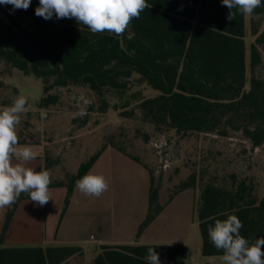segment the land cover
<instances>
[{"label": "trees", "instance_id": "1", "mask_svg": "<svg viewBox=\"0 0 264 264\" xmlns=\"http://www.w3.org/2000/svg\"><path fill=\"white\" fill-rule=\"evenodd\" d=\"M149 7L134 19L121 37L108 32L93 34L74 18L49 20L38 17L39 0H31L27 10H13L0 4V61L10 70L32 76L42 84L39 110L56 106L60 89L84 88L100 101L99 112L112 109L121 117L136 114L158 134H212L230 137L238 133L251 148L264 144V80L256 71L264 55V6L246 15L226 19L229 9L222 0H147ZM264 5V0H262ZM235 11V9L233 10ZM252 42L247 52L245 38ZM249 71V76H247ZM149 87L153 97L135 87ZM110 99H114L111 102ZM88 115L75 117L76 130L88 124ZM20 144V143H19ZM106 148L141 164L117 144L108 141L81 162L68 182H55L49 188L66 191L60 221L76 188V181L89 172ZM143 166V165H142ZM54 162L44 151V166ZM148 172L147 211L138 227L145 230L178 194L193 190L202 177L193 173L174 186L167 201L160 199L161 178ZM30 199L22 193L7 208L0 235V264H73L82 255L78 247H3L5 231L18 204ZM236 215L242 222V236L250 242L264 237V195L259 197L251 178L235 173L211 175L202 185L193 211L201 239L200 254L223 255L208 236V227L217 219ZM149 247L155 248L161 264H183V245L100 246L92 264H148Z\"/></svg>", "mask_w": 264, "mask_h": 264}, {"label": "rangeland", "instance_id": "2", "mask_svg": "<svg viewBox=\"0 0 264 264\" xmlns=\"http://www.w3.org/2000/svg\"><path fill=\"white\" fill-rule=\"evenodd\" d=\"M251 16L246 15L249 25ZM264 29V18L260 31ZM246 50L252 42L249 34L245 38ZM264 80V55L256 71ZM249 76V71H247ZM143 96L153 97L157 92L149 87H135ZM60 101L47 110H39L37 104L43 96L42 84L32 76H23L10 70L0 61V108L11 106L19 95L27 97L26 110L20 115L17 125L19 143L43 145L54 162L50 170L51 184L68 182L78 165L95 154L103 144L111 141L120 146L126 154L136 157L141 164L161 178L160 199L167 201L174 186L195 173L202 175L193 190L178 194L165 213L153 225L143 230L129 245H184L187 255L184 264H213V258L200 254L201 239L193 211L197 208L203 183L214 174L226 176L235 173L251 178L259 197L264 195V144L251 148L240 134L218 137L212 134H188L179 137L174 134H158L148 123L136 114L121 117L112 109L99 112L100 101L84 88L60 89ZM114 102V99H110ZM42 113L45 114L42 116ZM88 115V124L81 130L72 126L75 117ZM113 154L109 172V189L100 197L97 215L89 207L90 196L78 190L76 200L81 207L77 218L69 217L71 224L80 220L88 226L83 232L92 237L107 236L119 240L135 239L139 224L146 215L149 191L147 170L140 164L110 148ZM168 166L165 168L164 166ZM165 168V169H164ZM50 189V188H49ZM65 189L51 191L54 196L48 201L49 213L59 211ZM61 195V197H60ZM105 196V204L103 201ZM93 198H96L92 196ZM92 217V224L90 219ZM98 224L101 229L96 226ZM76 243L84 255L74 258L73 264H92L97 249L92 242ZM88 247H87V246ZM223 264L222 256L218 257Z\"/></svg>", "mask_w": 264, "mask_h": 264}, {"label": "clouds", "instance_id": "3", "mask_svg": "<svg viewBox=\"0 0 264 264\" xmlns=\"http://www.w3.org/2000/svg\"><path fill=\"white\" fill-rule=\"evenodd\" d=\"M0 4L12 5L13 10H27L31 0H0ZM222 4L229 9L226 16L229 22L234 21L237 13L251 16L255 9L264 6L262 0H222ZM148 7L147 0H39L35 14L45 20L51 19L53 14L57 19L74 18L93 34L108 32L121 37ZM26 104L27 97L19 95L11 106L0 108V211L15 204L22 193H27L39 206L51 199L50 172L29 167V162L36 159V153L30 146L19 145L17 125ZM75 186L90 197H100L109 189L103 175L91 172L78 179ZM242 227L236 215L217 219L208 227L211 243L223 252V264H264V237L250 242L241 235ZM145 259L148 264H161L153 247L148 248Z\"/></svg>", "mask_w": 264, "mask_h": 264}, {"label": "crops", "instance_id": "4", "mask_svg": "<svg viewBox=\"0 0 264 264\" xmlns=\"http://www.w3.org/2000/svg\"><path fill=\"white\" fill-rule=\"evenodd\" d=\"M19 145L30 146L36 153V159L29 162L28 166L35 170L42 169L44 166V150H45L44 146L32 145L29 143H20ZM112 155L113 154L111 153L110 148H106L101 153L97 161L93 164L89 172L93 174H101L108 181L109 172L110 169L112 168L111 165L113 158ZM55 189H63V188L61 187L50 188L51 198L54 196V194H51V191H54ZM77 191L78 189L75 188L71 196L67 210L61 221H60V213L63 202L59 211L54 209V211L52 210L49 213L50 211L48 209L49 203L45 204L44 206H39L37 203L32 202L30 199L21 201L16 207L12 219L5 231L2 246L6 248H12V247L47 248V247H65V246L75 247L74 244L78 242L80 243L87 242L86 244H88V242L90 241L94 244L95 248L98 251V248L100 246H122V245H129L128 243H126L128 241L134 242V239L132 238L124 241L121 239L119 240L118 238L115 237L108 238L107 236H102V235L101 237H92L93 234L91 233L88 236H86V233L85 234L83 233L88 231V226L87 224L85 225V222H82L80 220L79 225L71 224L69 222L70 214H71V218L74 217L77 218L76 216L78 213L80 214V218H81V212H83L81 210V207L78 205V201L76 200ZM104 198L105 196H103V201L105 204ZM173 199L160 213V215L156 217V219L149 225V227L153 225V223L165 213L168 206L173 202ZM88 202L91 212L92 210H94L93 211L94 213L92 212L93 215H97L98 213L97 210L99 206L98 198L90 197ZM6 212H7V208L3 211H0V235L4 225ZM93 215L91 216L90 224H92ZM96 226L99 228V230L101 229V227L98 224H96ZM170 245H175V244H170ZM80 249L82 250V254L84 255L83 249L82 248ZM186 255H187V247H186V254L184 257L183 264L185 262ZM220 262L221 261L219 260L218 257L213 258V264H218Z\"/></svg>", "mask_w": 264, "mask_h": 264}, {"label": "built area", "instance_id": "5", "mask_svg": "<svg viewBox=\"0 0 264 264\" xmlns=\"http://www.w3.org/2000/svg\"><path fill=\"white\" fill-rule=\"evenodd\" d=\"M164 167L167 168L168 166L165 165ZM165 168H164V169H165Z\"/></svg>", "mask_w": 264, "mask_h": 264}]
</instances>
